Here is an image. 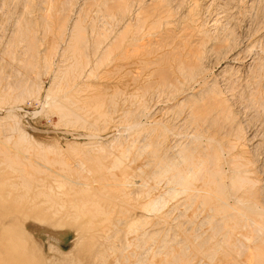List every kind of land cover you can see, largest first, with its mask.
I'll return each instance as SVG.
<instances>
[{
  "label": "rangeland",
  "instance_id": "1",
  "mask_svg": "<svg viewBox=\"0 0 264 264\" xmlns=\"http://www.w3.org/2000/svg\"><path fill=\"white\" fill-rule=\"evenodd\" d=\"M154 1L0 0V150L47 173H61L51 161L61 160L71 184L95 181L87 155L104 172L124 171L131 209L95 243L92 264H222V250L264 264V0H159L169 17L147 19L142 38L159 60L124 76L125 23L140 27L133 13ZM161 68L169 78L159 80ZM212 100L218 112L189 118L195 103ZM208 171L220 178L223 209L214 191L195 190ZM40 227L29 232L46 264H87L72 228Z\"/></svg>",
  "mask_w": 264,
  "mask_h": 264
},
{
  "label": "bare ground",
  "instance_id": "2",
  "mask_svg": "<svg viewBox=\"0 0 264 264\" xmlns=\"http://www.w3.org/2000/svg\"><path fill=\"white\" fill-rule=\"evenodd\" d=\"M154 1V0H153ZM115 2V1H114ZM206 3V2H205ZM210 3V1H209ZM11 4V3H10ZM115 4V3H114ZM116 5V4H115ZM209 5V4H208ZM147 6V5H146ZM145 6V7H146ZM151 6V5H150ZM23 7V6H22ZM115 7V6H114ZM130 7V6H129ZM165 7V9H164ZM201 7V6H200ZM209 7V6H208ZM143 8V7H142ZM167 7L164 5L163 1H154L152 4V10L146 11L145 9H140L139 11L135 10L136 13L134 14V19L137 20L136 22H140V27L132 28L131 31L128 28L130 26V18L126 21V25L124 26V32L127 33V40L125 41L124 49L125 52L122 57L124 56V62L121 67H124V76H127L129 73H133L137 70L141 69H148L150 66L156 64L159 59L157 57L149 56V50L147 51L144 47V43L142 41L143 38V30L146 27V21L147 19L150 20L152 18L151 16L158 17V18H167L169 15L167 14ZM207 8V7H206ZM11 9V8H10ZM111 9V8H110ZM109 9V10H110ZM151 9V8H150ZM189 9V8H188ZM237 9V8H236ZM264 9V8H263ZM112 10V9H111ZM148 10V9H147ZM47 11V10H46ZM231 11V10H230ZM121 14V13H120ZM218 15V14H217ZM216 15V16H217ZM46 16V15H45ZM132 16V15H131ZM9 18V17H8ZM62 18V17H61ZM230 18V17H229ZM216 21V20H214ZM135 22V21H134ZM191 22V21H190ZM195 22V20H194ZM218 22V21H217ZM7 23V22H6ZM135 24V23H134ZM139 25V24H138ZM187 25V24H186ZM165 26V25H164ZM75 27V26H74ZM147 28V27H146ZM194 28V27H193ZM232 28V26H231ZM44 29V27H43ZM195 29V28H194ZM62 30V29H61ZM77 30V29H75ZM229 30V28H228ZM127 31V32H126ZM134 31V32H133ZM168 31V30H167ZM77 32V31H76ZM132 32V33H131ZM219 32V31H218ZM221 33V32H220ZM231 33V32H230ZM188 34V33H187ZM120 36V35H119ZM161 36V35H160ZM169 36V35H168ZM215 36V35H214ZM123 37V36H122ZM166 37V36H165ZM115 38V37H114ZM121 38V36L119 37ZM95 39V38H94ZM123 39V38H122ZM84 40V39H83ZM8 41V40H7ZM76 41V39H75ZM74 41V43H76ZM97 41V40H96ZM117 41V38H116ZM86 42V41H85ZM97 42H100L99 40ZM172 42V41H171ZM159 43V42H158ZM116 44V43H115ZM220 44V43H219ZM225 44V43H224ZM96 45V44H95ZM99 45V44H98ZM212 45V44H211ZM151 46V45H150ZM163 46V45H162ZM224 46V45H223ZM71 47V45H70ZM95 47V46H94ZM109 47V46H108ZM164 47V46H163ZM211 47V46H210ZM215 47V46H214ZM252 47V46H251ZM83 48V47H82ZM166 48V47H165ZM176 48V47H175ZM182 48V47H181ZM195 48H197L195 46ZM260 48V47H259ZM77 49V48H76ZM96 49V48H95ZM150 49V48H149ZM182 50V49H181ZM191 50V49H190ZM85 51V50H84ZM83 51V52H84ZM151 51V50H150ZM153 51V50H152ZM151 51V52H152ZM187 51V50H186ZM106 52V51H105ZM155 51H153L154 53ZM198 52H200L198 50ZM197 52V54H198ZM81 53V51H80ZM163 53V52H162ZM170 52H166L168 55ZM174 53V52H173ZM180 53L179 55H181ZM212 54V53H211ZM83 55V54H82ZM162 57L164 56L161 55ZM193 56V55H192ZM161 57V58H162ZM167 57V56H166ZM191 58V55L189 57V60ZM87 59V58H86ZM196 59V56L194 60ZM84 60V59H83ZM95 60V59H94ZM166 60V59H165ZM179 60V59H178ZM87 61V60H86ZM161 61V59H160ZM182 61V60H181ZM252 61V60H251ZM95 62V61H94ZM93 62V63H94ZM249 62V61H248ZM72 63V62H71ZM75 63V62H74ZM84 63V62H83ZM92 63V64H93ZM189 64L188 66L192 67L195 64L188 63V60L186 62ZM196 63V61H195ZM85 64V63H84ZM163 64H166L164 62ZM185 64V63H183ZM198 64V63H197ZM187 67V70L189 67ZM68 67V66H67ZM66 67V68H67ZM168 67V66H167ZM185 67V68H186ZM253 67V66H252ZM171 68H176V65L172 64ZM154 69V68H153ZM157 69V68H156ZM155 69V71H156ZM67 70V69H65ZM139 70V71H140ZM160 77H158L159 80L163 77H167L165 75L167 72L164 73V76H162V68L158 69ZM203 70V69H202ZM87 71V70H86ZM153 71V70H152ZM153 71V72H155ZM166 71V70H165ZM179 71L182 70L179 68ZM229 71V70H228ZM141 72V71H140ZM158 72L155 74L157 75ZM164 72V70H163ZM191 71H189L190 73ZM231 72V71H230ZM151 73V72H150ZM169 73V72H168ZM188 73V72H187ZM186 73V74H187ZM198 73V72H197ZM138 74V73H136ZM135 74V75H136ZM152 74V73H151ZM135 76L134 74H132ZM131 75V76H132ZM72 76V75H71ZM150 76V74H149ZM153 76V74L151 75ZM162 76V77H161ZM169 76V75H168ZM86 77V76H85ZM165 77V78H166ZM134 78V77H133ZM169 78V77H167ZM191 78V76H190ZM132 79V78H131ZM176 79V78H175ZM245 79V78H244ZM170 80L168 83L171 84V82L174 79H168ZM172 80V81H171ZM165 81V79H164ZM176 81V80H175ZM133 82V81H132ZM147 83L149 81H146ZM145 82V83H146ZM151 82V81H150ZM174 82V81H173ZM166 83V82H165ZM185 83V82H184ZM232 83V82H231ZM150 84V83H149ZM163 85V86H170V85ZM177 84V83H175ZM175 84H171L173 87ZM234 85V84H233ZM214 86V85H213ZM127 88L129 85L126 86ZM179 87V86H178ZM139 86V90H140ZM171 88V87H170ZM177 88V86L175 87ZM173 88V89H175ZM185 88V87H184ZM192 88V87H191ZM145 89V88H144ZM228 89V88H227ZM164 90V89H163ZM173 91V90H172ZM228 91V90H227ZM144 92V91H142ZM165 92V91H164ZM163 92V93H164ZM171 92V91H170ZM116 94V91L115 93ZM142 94V93H141ZM161 94V93H160ZM130 95V93H129ZM192 95V94H191ZM214 95V94H213ZM253 95V94H252ZM168 96V95H167ZM134 97V96H133ZM231 97V96H230ZM167 98V97H166ZM103 100V99H102ZM162 100V99H161ZM178 101V100H177ZM220 101V100H219ZM84 102V101H83ZM143 102V101H142ZM162 102V101H161ZM160 102V104H161ZM164 102V101H163ZM162 102V103H163ZM179 102V101H178ZM181 102V101H180ZM205 102V100H204ZM208 102V101H207ZM206 102V103H207ZM157 103V101H156ZM186 103V102H184ZM203 103V102H202ZM205 103V104H206ZM209 104L200 105L195 103V105L190 108L189 112V118L197 119V120H203L205 118H208V116L212 112H218L216 103L217 101L212 100L208 102ZM87 106V105H86ZM141 106V105H140ZM189 106V107H190ZM160 107V106H159ZM152 108V107H151ZM182 108V107H181ZM159 109V108H157ZM222 109V108H221ZM161 110V109H160ZM187 110V109H186ZM149 111V110H148ZM221 111V110H220ZM155 112V111H154ZM160 112V111H159ZM170 112V111H169ZM188 112L186 113L188 115ZM156 114V113H155ZM220 114V113H219ZM152 115V114H151ZM150 115V116H151ZM174 115V114H173ZM213 115V114H212ZM170 116V115H169ZM223 116V114H222ZM177 117V116H176ZM175 117V118H176ZM184 117V116H183ZM186 117V116H185ZM214 117H216L214 115ZM210 117V118H214ZM178 118V117H177ZM209 119V118H208ZM228 119V118H227ZM262 119V118H261ZM175 120V119H174ZM173 120V121H174ZM190 120V119H189ZM236 120V119H235ZM256 120V119H255ZM133 121V120H132ZM205 121V120H204ZM212 121V120H211ZM180 122V121H179ZM182 122V121H181ZM190 122V121H189ZM141 123V122H140ZM144 123V122H143ZM155 123V122H154ZM174 123V122H173ZM184 123V122H183ZM188 123V122H187ZM211 124V122L209 121ZM163 125V124H162ZM175 125V124H174ZM185 126V125H184ZM131 127V126H130ZM163 127V126H162ZM259 127V126H258ZM185 129V128H184ZM204 129V128H203ZM257 129V128H256ZM169 130V129H168ZM226 130V129H225ZM148 131V130H147ZM165 131V130H163ZM172 131V130H171ZM178 131V130H177ZM224 132V131H223ZM180 133V132H179ZM183 133V132H182ZM189 133V132H188ZM119 134V133H118ZM169 134V133H168ZM174 135V134H173ZM186 135V134H185ZM176 136V135H175ZM192 136V135H191ZM186 138V137H185ZM191 138V137H190ZM164 139V138H163ZM178 140V139H177ZM210 140V139H208ZM211 141V140H210ZM163 142V141H162ZM216 142V141H215ZM179 143L176 141V144ZM223 143V142H222ZM157 144V143H156ZM159 144V143H158ZM161 144V143H160ZM190 145V144H189ZM177 146V145H176ZM191 147V146H190ZM227 147V146H225ZM229 148V147H228ZM167 149H169L167 147ZM157 150V149H156ZM184 152V150H183ZM190 152V151H189ZM152 153V152H151ZM154 153V151H153ZM165 152H163L164 154ZM182 153V152H181ZM179 153V154H181ZM1 154V162L0 165L2 166V169H0V172L3 170H6L3 174L0 173V264H46L44 257L41 255L40 247H37L33 243V238L29 232V230L34 233L32 230H38V228L41 229L40 226H44L46 230L50 231H57L63 227H70L72 228L79 239L81 241L76 242L75 246L76 248V257L78 259L84 262H87V264H92L93 262L90 261V254L93 252L92 249L100 239H105V233L108 230L111 223L116 219H120L121 217H124L127 212H129V209H131V205L128 203L127 193H125V173L123 170H121L118 174L114 173H107L103 170L106 168L105 164L99 160L96 156H88L85 157L87 161L91 162L92 165V173L95 174V181L93 178L92 183L97 182V185L93 186L91 181L85 179L84 176H82L84 179L79 180L76 184H71L69 182V177L71 176V169L68 167L67 163L58 160V159H52V163L54 161L55 164H59L61 168V173H47L45 171L40 170L37 166L33 165H22L20 161H16L9 157L7 153H3V151L0 150ZM152 155V154H151ZM165 155V154H164ZM182 155V154H181ZM190 155V154H189ZM207 155V154H205ZM259 155V154H258ZM213 156V155H212ZM156 157V156H155ZM164 157V156H163ZM167 157V156H166ZM184 157V156H183ZM206 157V156H205ZM236 157V156H235ZM162 158V157H161ZM186 158V157H185ZM154 159V158H153ZM159 159V158H157ZM171 159V158H170ZM230 159V158H229ZM211 160V159H210ZM228 160V159H227ZM118 161V160H117ZM49 162V159H48ZM168 162V161H166ZM170 162V161H169ZM197 162V161H196ZM201 162V161H200ZM164 163V162H163ZM162 163V164H163ZM172 163V162H171ZM190 163V161H189ZM78 164V163H77ZM148 164V163H147ZM173 164V163H172ZM163 164L162 167L164 169V166L167 167L165 170L168 169V167ZM230 164V163H227ZM236 165V164H235ZM246 165V164H245ZM81 166V165H80ZM157 167L159 165H156ZM155 166V167H156ZM161 166V164H160ZM175 166V165H174ZM228 166V165H227ZM113 167V166H112ZM154 167V169H155ZM190 167V166H189ZM28 168V170H27ZM169 168V169H170ZM175 168V167H174ZM195 168V167H194ZM220 168V167H219ZM233 168V167H232ZM113 169V168H112ZM163 169H158L159 171ZM190 169V168H188ZM221 169V168H220ZM157 170V169H156ZM164 170V171H165ZM225 170V169H224ZM40 171L43 176L37 177L35 173ZM80 171V170H79ZM154 171V170H153ZM162 171V172H164ZM168 171V170H167ZM191 171V170H190ZM190 171L188 172L190 174ZM198 171V170H197ZM159 173V172H158ZM157 173V174H158ZM179 173V172H178ZM187 173V176H188ZM238 173V172H237ZM154 174V173H153ZM156 174V173H155ZM164 174V173H163ZM193 174V173H192ZM190 175L191 178L193 176L197 175ZM195 174V173H194ZM1 175H3L1 177ZM176 175V174H175ZM182 174H180L181 177ZM185 175V174H184ZM215 175V176H214ZM179 176V175H178ZM185 176V177H187ZM233 176V174H231ZM148 177V176H147ZM189 177V176H188ZM236 177V176H235ZM91 178V177H90ZM149 178V177H148ZM155 178V177H154ZM179 177H177L178 179ZM125 179V180H124ZM176 179V182H177ZM181 179V178H180ZM179 179V180H180ZM201 179V185L198 187H195V190H199L200 192H207V195L209 192L210 194H213L212 191H214V194L212 195L213 198L211 201H215L216 205L223 209L222 204H224L220 200V196L216 194L218 192V183H220V178L218 180V177H216V172L208 171L207 175H203ZM229 179V178H228ZM236 179V178H235ZM235 179L233 182H235ZM242 179V178H241ZM91 180V179H90ZM186 180V179H185ZM125 181V183H124ZM132 181V180H131ZM183 181V179H182ZM188 181V180H187ZM219 181V182H218ZM232 181V180H231ZM237 181V179H236ZM181 182V181H180ZM186 182V181H184ZM171 183V182H170ZM182 183V182H181ZM189 183V182H188ZM222 183V182H221ZM233 184V183H232ZM237 184V183H236ZM185 185H187L185 183ZM185 185L183 188H185ZM253 185V184H252ZM245 186V185H244ZM130 187V186H129ZM187 187V186H186ZM220 187V186H219ZM241 187V186H240ZM239 187V188H240ZM194 187H192L193 189ZM245 189L247 186L244 187ZM243 188V189H244ZM107 189L110 192H105L103 190ZM137 189V187H136ZM190 189V188H189ZM222 189V188H221ZM219 189V191L221 190ZM237 189V187H236ZM244 189V190H245ZM194 190V189H193ZM211 190V191H210ZM247 190V189H246ZM138 191V190H137ZM176 191V190H175ZM234 191V190H233ZM216 192V193H215ZM247 192V191H246ZM251 193L253 191H250ZM250 192L248 191L246 194L249 195ZM140 193V192H139ZM178 193V192H176ZM244 193V192H242ZM234 194V193H233ZM200 195V194H199ZM206 195V196H207ZM224 195V194H223ZM147 196V195H146ZM203 196V198H202ZM210 196V195H208ZM207 196V197H208ZM250 196V195H249ZM157 197V196H156ZM200 197V196H199ZM205 195L201 194V199L204 198ZM243 197V196H241ZM246 197V196H245ZM159 198V197H158ZM211 198V197H210ZM155 199V198H154ZM228 199V198H227ZM238 199V198H237ZM236 199V200H237ZM189 200V199H188ZM207 201V199H205ZM202 201V202H203ZM148 202V201H147ZM205 202V201H204ZM242 202V201H239ZM251 202V201H250ZM154 203V202H153ZM190 203V202H189ZM149 204V203H148ZM192 204V203H191ZM206 204V203H205ZM213 202V205H215ZM254 204V203H253ZM134 205V204H133ZM139 205V204H138ZM153 205V204H152ZM183 205V204H182ZM204 205V204H203ZM142 206V205H141ZM140 206V208H142ZM145 206V205H144ZM202 206V205H201ZM216 206V207H217ZM147 207V206H145ZM134 208V207H132ZM226 208V207H225ZM248 209V208H247ZM251 209V207H250ZM144 210V209H143ZM173 210V208H172ZM226 210V209H225ZM258 210V209H257ZM262 210V209H261ZM149 211V210H148ZM156 211V210H155ZM221 211V210H220ZM263 212V211H262ZM133 214L139 213V215L142 217L144 216L142 210H136L133 209ZM138 215V216H139ZM146 216V215H145ZM230 216V215H229ZM229 218V217H228ZM160 219V218H159ZM178 219V218H177ZM174 220V219H173ZM128 221V220H127ZM134 221V220H133ZM164 221V220H163ZM135 222V221H134ZM122 223V222H121ZM131 224V223H130ZM155 224V223H154ZM183 224V223H182ZM217 224V223H216ZM127 225V224H126ZM129 225V224H128ZM181 226V225H180ZM203 226V225H202ZM250 226V225H249ZM220 227V226H219ZM44 229V230H45ZM161 229V228H160ZM257 230V229H256ZM157 231V230H156ZM49 232V231H48ZM160 232V231H159ZM258 232V231H257ZM36 233V232H35ZM46 233V232H45ZM132 233V232H130ZM144 233V232H143ZM148 233V232H147ZM151 233V232H150ZM261 234V232H260ZM49 235V234H47ZM52 235V234H50ZM49 235V236H50ZM142 235V234H141ZM150 236V235H149ZM51 237V236H50ZM58 237V236H57ZM56 238V237H55ZM61 239V238H60ZM248 240V239H247ZM205 241V240H204ZM36 242V241H34ZM57 242V241H56ZM188 242V241H187ZM49 243V242H48ZM99 244V243H98ZM74 245V243H73ZM137 245V244H136ZM191 245V244H190ZM39 246V245H38ZM54 246V244L50 243L49 247ZM242 246V245H241ZM40 248V249H39ZM55 248V247H54ZM123 248V247H122ZM126 249V248H125ZM243 249V248H242ZM245 249V247H244ZM182 250V249H181ZM196 251V250H195ZM238 251V250H237ZM58 252V250H57ZM63 252V251H62ZM165 252V251H164ZM212 252V251H211ZM226 251L222 250V256L219 259V261L222 262V264H241L230 255H227L228 253ZM221 253V252H220ZM64 255V254H62ZM207 255V254H206ZM221 255V254H220ZM213 256V255H212ZM208 258V257H206ZM210 258V257H209ZM63 259V257H62ZM172 259V258H171ZM217 259V261H218ZM253 257L249 255L246 262L243 264H251ZM66 260V259H65ZM211 260V259H209ZM115 261V260H114ZM190 261V260H189ZM218 261V262H219ZM63 262V261H62ZM61 262V263H62ZM78 262V261H77ZM50 263V262H49ZM188 264V263H187ZM218 264V263H217Z\"/></svg>",
  "mask_w": 264,
  "mask_h": 264
}]
</instances>
